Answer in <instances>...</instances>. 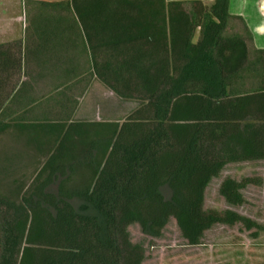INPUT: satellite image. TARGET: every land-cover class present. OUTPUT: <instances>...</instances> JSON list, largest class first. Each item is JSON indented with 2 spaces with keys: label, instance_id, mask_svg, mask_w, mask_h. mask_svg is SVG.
<instances>
[{
  "label": "trees",
  "instance_id": "1",
  "mask_svg": "<svg viewBox=\"0 0 264 264\" xmlns=\"http://www.w3.org/2000/svg\"><path fill=\"white\" fill-rule=\"evenodd\" d=\"M40 3L30 44H0V144L22 146L0 153V264H143L133 224L157 238L175 219L189 245L217 224L257 226L204 207L228 164L264 161V76L235 87L252 37L230 0ZM232 19L247 37L227 34ZM35 78L52 92L36 94ZM93 80L136 108L76 119L73 92ZM254 183L227 177L219 191L241 206Z\"/></svg>",
  "mask_w": 264,
  "mask_h": 264
},
{
  "label": "rangeland",
  "instance_id": "2",
  "mask_svg": "<svg viewBox=\"0 0 264 264\" xmlns=\"http://www.w3.org/2000/svg\"><path fill=\"white\" fill-rule=\"evenodd\" d=\"M41 1L62 0H0V44L20 40L25 41V47L30 44L28 33L33 21L43 11ZM202 1L207 5L214 2ZM243 1H249V6L242 7ZM230 9L234 15L241 9L249 15L248 19L244 20L252 37L248 40L249 62L244 78L237 79L235 87L245 86L250 90L256 88L264 76V52H261L264 50V0H230ZM240 17L243 18L242 15ZM233 33L247 37L242 21L230 20L227 34ZM51 86L49 81L38 79L35 82V92L36 94L50 92ZM77 96H79L76 114L78 120L122 122L137 106L136 102L118 98L99 81H94L84 95L79 92ZM18 150H22V146L15 145L8 138L0 144L1 154ZM25 154L27 157L19 165V172L21 169L22 172L30 174L34 168V159L28 152ZM19 174L16 176L19 177ZM227 177L238 181L249 177L258 180V183L249 184L242 189L246 200L243 205L233 206L220 194V185ZM75 205L78 207L79 203L75 202ZM204 207L236 211L253 220L257 226L248 228L241 222L235 225L217 224L205 232L199 245H189L175 219L169 221L163 235L157 238L147 236L138 224H133L129 227V232L131 240L142 244L145 249L146 257L143 264H264V161L228 164L220 176L214 178L208 185Z\"/></svg>",
  "mask_w": 264,
  "mask_h": 264
},
{
  "label": "crops",
  "instance_id": "3",
  "mask_svg": "<svg viewBox=\"0 0 264 264\" xmlns=\"http://www.w3.org/2000/svg\"><path fill=\"white\" fill-rule=\"evenodd\" d=\"M242 7H245V6H249V1H243V4L241 5ZM232 7V6H231ZM231 10V9H230ZM231 13H232V10H231ZM234 14V13H233ZM236 15H238V16H241L242 15V17L244 18V20L246 21V19H248V12H246V11H244L243 9H241L238 13H236ZM94 81H97V80H93L92 81V83L94 82ZM91 83V84H92ZM91 84L89 85V86H91ZM89 86H88V88H89ZM88 90V89H87ZM81 92H82V90H81ZM86 92V91H85ZM36 93V92H35ZM73 96L74 97H77V95L79 94L78 92H73ZM84 95V94H83Z\"/></svg>",
  "mask_w": 264,
  "mask_h": 264
}]
</instances>
